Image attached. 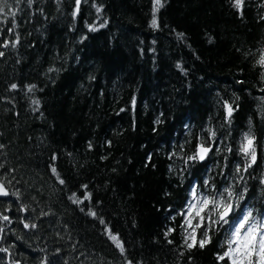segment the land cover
Listing matches in <instances>:
<instances>
[{
  "label": "trees",
  "instance_id": "trees-1",
  "mask_svg": "<svg viewBox=\"0 0 264 264\" xmlns=\"http://www.w3.org/2000/svg\"><path fill=\"white\" fill-rule=\"evenodd\" d=\"M8 4L0 264H230L218 257L235 222L247 209L264 217V0H164L156 28L153 0H80L78 13L76 0ZM245 133L257 155L247 171ZM201 144L205 159L187 161ZM205 181L243 196L229 224L189 249L180 213Z\"/></svg>",
  "mask_w": 264,
  "mask_h": 264
},
{
  "label": "snow or ice",
  "instance_id": "snow-or-ice-1",
  "mask_svg": "<svg viewBox=\"0 0 264 264\" xmlns=\"http://www.w3.org/2000/svg\"><path fill=\"white\" fill-rule=\"evenodd\" d=\"M20 0H17L19 3ZM29 4L32 3V0H27ZM244 0H234L233 6L237 9L242 8ZM79 3L80 0H76L77 8L76 12H79ZM164 6V0H153V18L151 21V26L156 28L159 26L157 14L159 10ZM8 8V11L5 9ZM102 9L97 8V11ZM0 16L13 18V28L15 27V16L16 12L11 10V6L8 4V0H0ZM103 26V25H101ZM13 28H10L9 31H13ZM91 30H95L94 27ZM178 38H183V33H177ZM19 43V36L15 37L13 42V47ZM8 44L4 43L3 47H7ZM4 53L0 52V56H3ZM258 65L264 68V54H262L257 61ZM54 69H49L53 71ZM13 89L17 87L16 84L11 85ZM35 88V85L29 86L27 91L32 92ZM34 105H39V100H33ZM226 109V120L230 122L233 114V106L225 102ZM38 110V108H37ZM211 136H215L213 130H209ZM2 147V145H0ZM211 149L209 147H204L203 144L199 145L197 151L187 158V161H196L204 160L205 156ZM228 151H231L229 148ZM239 152L242 153L245 157L246 167L243 171H247L252 164L256 163L257 155L256 149L254 147V137L249 133L244 134V139L241 142ZM186 161V163H187ZM51 171L54 174L56 169L52 168ZM239 167L236 168V172H240ZM57 178L59 176L57 174ZM60 184H64L63 179H59ZM205 185L209 188L207 194L201 192L197 194L196 187L194 186L191 191L192 201L189 202L187 212L180 213L185 216L184 227L186 235L184 238V244L187 248L191 249L193 247L199 246L204 248L207 243L210 242L209 231L212 230L214 226H223L230 223L229 216L233 212L235 207H238V201L242 198L243 194H236L232 191L231 187H225L222 191H217L210 182L205 181ZM86 187V186H85ZM9 192L5 187L3 181H0V196H8ZM14 196H19L18 192L12 193ZM91 194H87L84 199H90ZM73 203L82 204L84 200H78L75 195L69 197ZM235 202V203H234ZM22 210H23V206ZM83 211V209H81ZM91 216H96L95 211H90L88 213ZM0 219L4 221H9L7 215L0 216ZM193 220H196V223L193 224ZM10 222V221H9ZM101 224H105V221L101 219L99 221ZM206 225V226H205ZM204 227V231L201 234L199 240H197V229ZM25 228H28V224H24ZM31 227L35 228L33 224ZM0 232H3V228L0 227ZM109 235L113 241L116 242L117 247L120 248V251L123 252L124 248L117 236L111 234L109 230ZM171 243V241H169ZM227 245L226 250L223 255L218 257L219 260L223 261L225 258H228L230 264H264V217L253 214L252 209H247L243 215L235 222L232 227L227 240L225 241ZM0 251H7V249H0Z\"/></svg>",
  "mask_w": 264,
  "mask_h": 264
},
{
  "label": "water",
  "instance_id": "water-1",
  "mask_svg": "<svg viewBox=\"0 0 264 264\" xmlns=\"http://www.w3.org/2000/svg\"><path fill=\"white\" fill-rule=\"evenodd\" d=\"M6 187V186H5ZM6 189H7V187H6ZM8 190V189H7ZM9 192V191H8ZM0 197H6V196H0Z\"/></svg>",
  "mask_w": 264,
  "mask_h": 264
}]
</instances>
